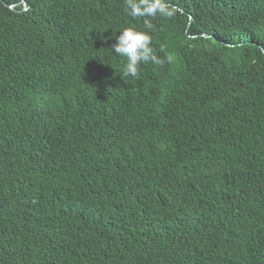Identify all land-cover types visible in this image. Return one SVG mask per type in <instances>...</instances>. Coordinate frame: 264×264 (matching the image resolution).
Wrapping results in <instances>:
<instances>
[{
    "label": "trees",
    "instance_id": "obj_1",
    "mask_svg": "<svg viewBox=\"0 0 264 264\" xmlns=\"http://www.w3.org/2000/svg\"><path fill=\"white\" fill-rule=\"evenodd\" d=\"M167 2L133 78L124 0H0V264H264V0Z\"/></svg>",
    "mask_w": 264,
    "mask_h": 264
},
{
    "label": "clouds",
    "instance_id": "obj_2",
    "mask_svg": "<svg viewBox=\"0 0 264 264\" xmlns=\"http://www.w3.org/2000/svg\"><path fill=\"white\" fill-rule=\"evenodd\" d=\"M124 5L128 16L143 20V30L132 24L119 30V35L116 36V43L111 50L117 56L126 57L122 76L139 78L141 76L140 66L149 62L163 65L166 59L171 64L174 60L171 54L166 53L165 58H161L152 47V32L154 31L152 21L157 17H173L175 9L169 6L167 0H124ZM113 35L115 36L116 32ZM105 39L108 38L105 37ZM161 51H164L163 46H161Z\"/></svg>",
    "mask_w": 264,
    "mask_h": 264
}]
</instances>
